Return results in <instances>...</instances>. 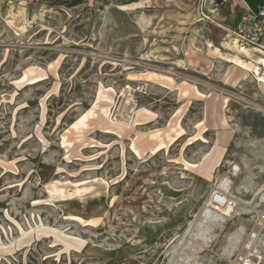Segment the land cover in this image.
Returning <instances> with one entry per match:
<instances>
[{
    "label": "rangeland",
    "instance_id": "obj_1",
    "mask_svg": "<svg viewBox=\"0 0 264 264\" xmlns=\"http://www.w3.org/2000/svg\"><path fill=\"white\" fill-rule=\"evenodd\" d=\"M122 1L142 0L30 2L21 30L0 0V264H165L213 183L245 200L264 184V94L209 55L264 0ZM263 206L196 261L239 252Z\"/></svg>",
    "mask_w": 264,
    "mask_h": 264
},
{
    "label": "bare ground",
    "instance_id": "obj_2",
    "mask_svg": "<svg viewBox=\"0 0 264 264\" xmlns=\"http://www.w3.org/2000/svg\"><path fill=\"white\" fill-rule=\"evenodd\" d=\"M8 1H10V3H12V6H11L10 11L8 12L7 18H6L8 25L13 26V25L18 24V26H19V28H21V30L31 29L34 19H30L27 16L28 14L26 12V6L30 2L24 1V0H22V1L8 0ZM148 1L149 0H146V1L142 0L140 2L129 4V5H120L119 9H120V11H123V12L133 11V10H136L138 8H143L144 4ZM39 9L42 12L54 10V9H48L46 6H42ZM223 46H224L225 50L229 53L223 54L218 48L213 49V46L211 44H209V48H210L209 55L213 58L224 60V61H226V63L234 65V67L241 69L243 72L249 73L252 71L250 63H248V61L245 60V57L243 56L244 54H246L247 56H250L252 52H250V51H244L243 52L241 50H236L233 46L232 41L231 42H224ZM241 79L247 80V77L245 78L243 76ZM260 90L264 94V86L260 87ZM255 169L256 168H254V170ZM233 171H234L235 176H238L241 172L240 166L236 165L233 168ZM249 180L251 182L252 179L250 178ZM213 184H214V187L212 186L213 187V189H211L212 191L215 190V187H218L219 185H221V188H219V189H221L223 192L227 191V192L233 193L232 186L229 189L227 188V186L229 184H231V181L229 179H221V180H218L217 183H213ZM246 193H247V191H246ZM238 198L240 200L241 206L237 211H235V215H237L238 212L240 213L241 211H245L248 207L253 206V204L257 198L262 199L264 201V184L253 191V197L251 200H245V199L240 198V197H238ZM225 223L226 222L221 217V215H217V214L213 213L211 210V207L208 205V203H206L204 205V207L200 210V212L194 216V220L187 222V225L185 227V235H188V237H191L192 239L190 238L186 242H182V240L180 239L181 242L177 243L178 244L177 247H174L173 251L171 252V257H170L171 259L170 260L167 259L168 262L165 264H199L200 262L196 261V259H197L196 254L200 251H203L204 246L209 248V244L212 243L214 238L217 236L216 230H219V229L223 230ZM242 230L240 228V231H242ZM235 233H236V231H235ZM183 237H184V235H183ZM234 237L240 243V241H239V240H241L239 238L240 236L234 235ZM234 237L233 238H232V236L229 237V243H232ZM179 238H180V236L175 237V239L171 242V246ZM194 240L201 241L203 243V245L194 244ZM237 243H236V245H237ZM243 247H244V249H246V248L252 249L253 243L251 241H245L243 244ZM224 250L227 251V248L226 249L224 248ZM255 253L257 255H259V253H260L257 246L255 247ZM198 256H199V254H198Z\"/></svg>",
    "mask_w": 264,
    "mask_h": 264
},
{
    "label": "built area",
    "instance_id": "obj_3",
    "mask_svg": "<svg viewBox=\"0 0 264 264\" xmlns=\"http://www.w3.org/2000/svg\"><path fill=\"white\" fill-rule=\"evenodd\" d=\"M229 1L231 0H217V4L224 6ZM212 3L215 2L212 0ZM231 30L234 48L243 52H252L251 57L246 54L243 56L251 65L250 74L258 87L264 86V5L255 11L246 4L245 11ZM231 184L227 186L228 189L231 188ZM219 188L221 185L211 191L207 203L213 213L221 215L226 222H229L235 216V211L240 208V200L235 194L223 192ZM250 209L253 220L246 241L253 243L252 249L242 247L237 253L224 251L218 255V261H224V264H264V206L257 210ZM256 246L259 255L255 253Z\"/></svg>",
    "mask_w": 264,
    "mask_h": 264
},
{
    "label": "trees",
    "instance_id": "obj_4",
    "mask_svg": "<svg viewBox=\"0 0 264 264\" xmlns=\"http://www.w3.org/2000/svg\"><path fill=\"white\" fill-rule=\"evenodd\" d=\"M18 1H22V0H18ZM24 1L32 2L33 4L39 6H46L49 9H63V8L75 9L86 4L88 0H24ZM119 3H122L121 5H126L133 2L125 3L122 1Z\"/></svg>",
    "mask_w": 264,
    "mask_h": 264
},
{
    "label": "crops",
    "instance_id": "obj_5",
    "mask_svg": "<svg viewBox=\"0 0 264 264\" xmlns=\"http://www.w3.org/2000/svg\"><path fill=\"white\" fill-rule=\"evenodd\" d=\"M233 1H234V0H231V4L233 3ZM247 5H248V4H247ZM248 6H249V5H248ZM249 7L251 8V6H249ZM240 16H241V15H237V18H238L237 20H238V21H239V19H240ZM238 21H237V22H238Z\"/></svg>",
    "mask_w": 264,
    "mask_h": 264
},
{
    "label": "water",
    "instance_id": "obj_6",
    "mask_svg": "<svg viewBox=\"0 0 264 264\" xmlns=\"http://www.w3.org/2000/svg\"><path fill=\"white\" fill-rule=\"evenodd\" d=\"M116 9H118L120 11L119 6H117Z\"/></svg>",
    "mask_w": 264,
    "mask_h": 264
}]
</instances>
